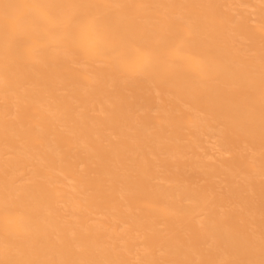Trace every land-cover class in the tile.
<instances>
[{
  "label": "bare ground",
  "instance_id": "bare-ground-1",
  "mask_svg": "<svg viewBox=\"0 0 264 264\" xmlns=\"http://www.w3.org/2000/svg\"><path fill=\"white\" fill-rule=\"evenodd\" d=\"M0 264H264V0H0Z\"/></svg>",
  "mask_w": 264,
  "mask_h": 264
},
{
  "label": "rangeland",
  "instance_id": "rangeland-1",
  "mask_svg": "<svg viewBox=\"0 0 264 264\" xmlns=\"http://www.w3.org/2000/svg\"><path fill=\"white\" fill-rule=\"evenodd\" d=\"M231 8L234 10L235 13H237L238 11L247 12L249 14L250 19L253 21L251 25H254L255 17L252 15L254 13V8H249L245 6L241 7L237 6V4H234ZM203 147L205 148V153L212 154L213 158H218L222 153H224L223 150L218 147L216 139L206 140V143ZM228 156L229 155L227 154L223 155L224 158H228Z\"/></svg>",
  "mask_w": 264,
  "mask_h": 264
}]
</instances>
